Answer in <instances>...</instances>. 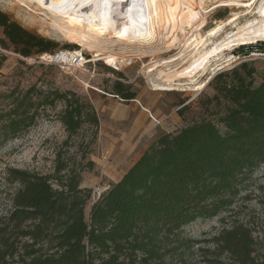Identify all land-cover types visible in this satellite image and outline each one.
<instances>
[{
    "label": "trees",
    "instance_id": "1",
    "mask_svg": "<svg viewBox=\"0 0 264 264\" xmlns=\"http://www.w3.org/2000/svg\"><path fill=\"white\" fill-rule=\"evenodd\" d=\"M0 29V71L7 52L40 60L60 51L59 44L1 9ZM209 86L215 94L206 107L213 104L217 120L161 135L88 214L93 191L81 187L79 172L67 164L61 162L51 176L9 169L7 179L20 188L11 210L0 216V264H189L166 263L165 242L198 220L229 212L245 179L264 165V73L254 61L242 62ZM111 94L126 102L137 97L120 81ZM59 101L69 133H77L86 119L99 124L76 93L14 89L0 113V144L26 133L42 108L54 109ZM211 243L231 264H264V251L256 255L252 231L242 224L223 228Z\"/></svg>",
    "mask_w": 264,
    "mask_h": 264
},
{
    "label": "rangeland",
    "instance_id": "2",
    "mask_svg": "<svg viewBox=\"0 0 264 264\" xmlns=\"http://www.w3.org/2000/svg\"><path fill=\"white\" fill-rule=\"evenodd\" d=\"M211 11L180 34H169L156 41V46L169 43L161 51L154 48L146 56H135L134 63L121 72H114L119 58L97 56L94 50L73 40L57 38L52 33L51 18L30 7L20 6L15 0H0V9L9 14L24 28L59 44V50H81L87 64L78 70H65L58 66L41 65L37 58L23 59L7 52L8 60L0 71V113L8 109L6 96L14 89L26 91L35 86L44 94L53 90L73 92L89 104L97 114L99 124L86 119L81 129L69 133L61 121L64 102L54 109H41L36 123L24 134L0 144V216L11 210V198L20 188L7 179L9 169L51 176L56 174L62 162L81 176V187L93 191L87 204V214L93 202L110 185L118 182L146 149L161 135L172 134L203 119L216 121V111L208 101L215 92L211 86L198 92H156L145 66L153 58L156 61L170 59L181 53L193 41L206 36L218 23L227 22L241 9L213 3ZM264 11V7H263ZM42 13V14H41ZM188 17H190L188 15ZM249 14L240 24L253 19ZM49 19V20H48ZM228 26L214 43L206 46L207 53L188 60L174 70L179 79L198 72L211 58L227 53L224 37L234 31ZM3 37L0 29V38ZM65 46H76L66 48ZM188 51L184 54H188ZM157 54V56H155ZM54 55V54H53ZM51 56V55H44ZM228 62L212 71L213 79L242 62L254 61L257 70L264 73V34L254 41L241 42L240 47L227 55ZM129 57V56H127ZM24 61L25 64L20 63ZM120 74V76L118 74ZM259 78V77H258ZM211 80V82L213 81ZM130 85L137 93L135 100L126 102L114 97L115 82ZM258 83L260 79H257ZM85 114L90 115L87 108ZM89 118V117H88ZM56 187L57 184L53 183ZM241 194L229 212L214 218L198 220L182 229L174 238L165 242L166 263L186 261L189 264H231L227 255H221L211 243L223 228L242 224L248 227L255 240L256 255L264 251V165L248 176L241 187Z\"/></svg>",
    "mask_w": 264,
    "mask_h": 264
},
{
    "label": "bare ground",
    "instance_id": "3",
    "mask_svg": "<svg viewBox=\"0 0 264 264\" xmlns=\"http://www.w3.org/2000/svg\"><path fill=\"white\" fill-rule=\"evenodd\" d=\"M20 6L34 12H42L51 18L52 33L57 38L73 40L94 50L97 56L119 58L114 64L119 72L127 56H146L154 48L161 51L169 43L156 46V41L169 34L178 35L190 25L209 13L212 3L230 9H241L231 19L218 23L193 41L178 55L163 61L153 58L148 69L149 81L156 92H198L207 88L213 79L212 71L228 62V54L240 47L241 42H250L264 34V0H15ZM30 10V9H29ZM41 13V14H42ZM249 14L252 20L240 24V19ZM188 15L190 17H188ZM49 20V19H48ZM234 31L224 37L227 53L207 60L198 72L179 79L174 70L188 60L207 53L215 37L224 34L228 26ZM188 51V54L184 52ZM157 56V54H155ZM45 57V56H42ZM46 56L45 58H50ZM225 66V65H224ZM216 72V71H215Z\"/></svg>",
    "mask_w": 264,
    "mask_h": 264
},
{
    "label": "built area",
    "instance_id": "4",
    "mask_svg": "<svg viewBox=\"0 0 264 264\" xmlns=\"http://www.w3.org/2000/svg\"><path fill=\"white\" fill-rule=\"evenodd\" d=\"M134 61L135 59L133 57H127L124 61L123 68L130 67ZM39 63L58 66L65 70H78L87 64V57L81 50H60L50 58L41 57ZM113 70L119 72L117 68H113Z\"/></svg>",
    "mask_w": 264,
    "mask_h": 264
},
{
    "label": "crops",
    "instance_id": "5",
    "mask_svg": "<svg viewBox=\"0 0 264 264\" xmlns=\"http://www.w3.org/2000/svg\"><path fill=\"white\" fill-rule=\"evenodd\" d=\"M131 167H132V166H131ZM129 169H130V168H129ZM122 177H123V176H122ZM122 177H121V178H122ZM116 183H117V182H116Z\"/></svg>",
    "mask_w": 264,
    "mask_h": 264
}]
</instances>
